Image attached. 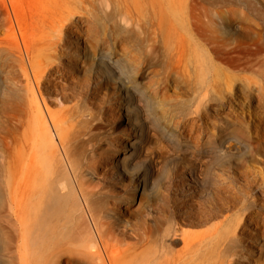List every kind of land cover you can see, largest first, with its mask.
Returning <instances> with one entry per match:
<instances>
[{
  "label": "rangeland",
  "instance_id": "1",
  "mask_svg": "<svg viewBox=\"0 0 264 264\" xmlns=\"http://www.w3.org/2000/svg\"><path fill=\"white\" fill-rule=\"evenodd\" d=\"M21 4L18 18L20 25H26L27 36H48L47 27L52 25L73 29L61 35L66 43L60 54L62 66L76 79L64 83L55 92H45L44 89L40 92L51 112L77 107L79 112L82 111L80 114H90L92 121L87 120L90 124L82 118L81 132L86 139L80 137L84 140L81 143L79 139L76 149L80 155L94 156L88 162H97L96 170L90 169L92 173L86 175L91 186L95 185L94 201L101 197L102 202L98 198L97 203H101L97 205H101L103 215L110 218L108 222L111 218L116 219L124 230V234L120 235V230L115 231L114 236L124 244L119 247L125 255H114L113 261L116 264H139L137 261L142 260L143 251L148 250L141 241L144 230H156V234L159 222L160 228L168 216L178 214L176 209L182 208L190 199L189 194L182 193L192 185L189 168L192 166L202 172L208 164L209 170L212 169L211 176L218 180H215L216 185L224 183L232 186L239 195L229 210L219 213V216L232 219L233 216L234 219L240 216L243 219L253 206L257 214L255 217L260 224L263 222L255 227V222L251 220L241 232L242 249L249 250L244 255H250L255 264L260 252L264 253V188H261L264 186V0H22ZM6 25L8 23L0 11V114L12 109L24 110L23 104L28 98L24 78H20L19 74L15 81L14 78H6L10 69L5 62L18 60L19 56V50L11 44L12 38ZM38 27H44L46 32H39ZM68 57H71L72 64H68ZM101 57L118 68L127 79V84L130 82L129 87L136 94L133 101L140 107L127 103L131 92L126 93L120 86L113 70L109 69L104 74L99 63ZM209 57L210 65L207 67L205 63L209 62ZM205 89L210 94L204 101L201 95ZM22 98L25 99L23 103ZM135 114L144 116L149 130L140 129V117L138 119ZM232 130L238 132H230ZM228 133H238L240 138L243 135L242 142L246 141V146L251 148H247L249 151L241 157L231 154V158L224 161L214 154L215 149L211 150L206 136H215L211 141L216 143L214 138L217 135L227 136ZM85 140L89 143L86 141L85 144ZM136 142L142 144V153L139 150L142 156L138 155L141 167L137 176L127 171L128 168L132 172V167H121L122 157L130 150L128 144ZM230 151L234 153V149ZM210 157L214 158V163ZM142 159L153 162L154 177L157 176L153 192L141 191L139 176L145 171ZM98 191L101 193L98 194ZM19 193L21 196L16 197V209L23 226L21 229L17 224L18 228L15 225L9 231V226L3 223L7 228L2 229L4 225L0 223V230H7L5 239L9 240L5 246L0 243V264H48L43 258L45 253L40 240L37 239L38 243L30 241L35 235L31 236L33 234L26 221L27 212H24L26 208L21 201L24 190H17L15 195ZM227 196L224 197L226 200ZM202 200L198 196L192 199L191 205H197L195 210ZM243 208L247 210L244 214ZM219 220L193 227L177 218L176 236L172 235L173 240L169 237L166 244H170L168 246L173 254H181L184 248L182 232L197 234L212 228ZM81 221L77 217L76 223L81 225ZM30 232L31 238L28 235ZM68 237L71 249L66 246L67 239L62 241L65 245L59 246L60 249L66 246L64 250L68 249V252L64 251L62 256L60 251L63 259H56L50 264H58L59 261V264H102L93 259L86 261L84 249L75 240L77 237ZM126 245L132 248L127 251L128 254L124 248ZM75 249L79 251L76 253ZM148 254H144L146 257L143 255L142 261L150 258ZM117 257L118 261L121 260L119 263L115 260Z\"/></svg>",
  "mask_w": 264,
  "mask_h": 264
},
{
  "label": "bare ground",
  "instance_id": "2",
  "mask_svg": "<svg viewBox=\"0 0 264 264\" xmlns=\"http://www.w3.org/2000/svg\"><path fill=\"white\" fill-rule=\"evenodd\" d=\"M1 1L3 5L0 6V11L4 15L5 21H7L8 23V25H6V28L9 36L12 38L11 44H14L15 47H17V49L19 50L18 60L16 59L14 61L5 62L6 66L10 69L7 71L9 77L6 78H10L11 80H13L14 78L15 81V78L18 74L20 78H24L27 84L26 98H28L26 101L27 103L25 102L26 104H23L24 110L12 109L10 111H7L6 113L0 114V223H4L9 226L11 228H9V231H12V229H14L15 225L17 224H19L20 228L23 226L22 220L19 218V216H17L16 209V206H18L16 197L21 196V193L15 195V192H17V190H19V192L20 190H24V194H22L23 199L21 201H23L22 205H24V207L26 208H24L26 211H23L27 212L25 213L27 216V220H25L28 221V224L26 223V221L25 223L28 225L33 234L31 235L30 232V234L28 235H35V237L32 238L30 236V241L32 242L36 241L35 243H38L39 241L37 242V239L40 240L39 244H41L43 248L42 251H44L45 253H43L45 255V257L43 258H45L44 260L46 261V263L50 264L52 262H55L56 259L59 260L60 258H62L60 253L63 252L62 256H64V248L68 245L67 241L68 239H70L68 236H74L77 237L75 240L84 249V251L81 249L80 253L82 251L84 252L87 257H85L86 261L87 259H93L94 261H99L102 264H113L114 255H118L124 252L120 250V247L123 243H121L118 239V241L115 239L116 236H114V232L120 230V235L124 234V230L119 227V225L117 224L118 221H116V219L113 218L114 220H112L111 218V222H108V219L110 218L106 217V214L103 215L104 212L102 211L101 205H97L102 202L101 197H98L101 200L100 203H97L98 198L97 200H95L96 203L94 201L95 185L94 187H92L93 185L91 186L89 180L86 179V175L92 173L90 172V169L96 170L97 162L96 164H93L95 163L93 162V160L92 163L89 164L90 160H92L91 158H93L94 156L90 158V156L88 155V158L87 155L81 153L83 152L81 149L80 153L82 155H80L79 151H77L76 149L80 137L83 136L84 139H86L85 134L81 132L82 118L85 119V123H88L89 121H92L91 119H89L90 114H80L82 111L79 112V109H76L77 107L62 109L59 112L55 113L51 112L47 109V106L45 105V99L40 92L41 89H44L45 92H55L57 88H62L64 83H69V81L76 79L68 71V69H65L62 66V54H60L64 51L63 47L64 43H66V40H64L61 35L66 30L73 31V29L70 26L65 27L61 25H52L47 27V33H49L48 36L40 35L39 38L27 36L26 27H24L26 25H20V19L18 18V11L22 6V0ZM30 28L32 29L33 27ZM38 28H40L39 32H46L44 27ZM213 29H215V27ZM209 33L211 34V32ZM74 39L76 41L78 40L76 38ZM25 58L27 60L26 62ZM106 59L107 58H99V63L104 70V74L109 69L113 70V74H116L118 76L117 80H119L120 86H123L126 93L128 91L131 92L129 96H127V103L130 106L133 105L134 107H140L139 104H135L136 101H133V97H136V94L133 89H131L132 87H129L130 82L127 84V79H125L124 76L117 70L118 68L116 69L112 65V63H110ZM210 59L211 58L209 57V59H207V61L209 60V62L207 64L205 63L207 67H209L210 65ZM70 62H72V59L71 57H68V64ZM223 81L226 82V80ZM213 82L215 83V80ZM220 87L221 86H219V88ZM215 92L217 91L215 90ZM257 92L260 91L257 90ZM209 94L210 91L208 89H205V91L201 95L202 99L204 100L209 97ZM258 97L259 96L257 95L256 98ZM24 100L25 99L22 100V103ZM18 105L20 104L18 103ZM199 106H201V103ZM42 107L44 108L45 112L43 111ZM134 110L136 111L137 109ZM139 115L140 114L135 117H137L138 119L140 117V129L145 131L148 128L144 123V116L142 117L141 115ZM91 129L92 128L90 127V130ZM233 130L230 132H235ZM84 132H87L86 129ZM134 132L135 130L133 131V133L131 132V134L133 135ZM205 132L206 131H204V133ZM236 132H238V130H236ZM88 133H90L89 130ZM237 134L235 135L233 133H228L227 136L217 135V138H214L216 139V143H212L211 141V139L213 140V137L215 136H211L212 138H210V134H207L206 137L208 139H206V141L210 140L209 147H211V150H216H214V154L216 153L217 156L226 161L231 158V154H234L236 157H241L243 156V154H245V152H247V150L249 151V149L247 148H251L246 146V141H244L245 143L242 142L241 138H243V135H241L242 137L240 138V136ZM88 136L90 138V134H88ZM124 136L125 135H123V137ZM82 139H80V142L84 140ZM140 140H138V142ZM86 141L87 140L84 141L85 144H87L88 142ZM138 142L128 144L130 150L126 153V156L123 155L125 157H122L121 160V167L124 169L127 167H132V172L128 168L127 171H129L130 174L135 173L136 176L138 175L139 168L141 167L140 161L138 162V155H140L139 150L141 148V145L143 144L141 141V145ZM89 145L90 144H88L87 146ZM84 146L86 147V145ZM230 149H234V153H232ZM141 151L142 150H140V152ZM91 153L89 154L91 155ZM212 159L211 161H213L212 163H214L215 160ZM144 160L142 165L145 168V171H143V174L139 176V180L141 182V191L144 192L150 190L153 192V190H155L157 181V176L154 177L155 174L153 172L154 165L151 160ZM207 166L208 168H205V170H203L202 172H198L192 166L191 168H189L188 174L190 177V183L192 185H190L188 189L186 188L187 190L182 191V193L184 192L183 194L185 195L189 194L190 199L187 203L184 204V206H182V208L176 209L178 214L174 213L171 216H168V218L165 219V222H162L163 225L161 224L160 228L159 222V225L157 226L158 231L156 234H154L156 230H153L154 232L144 230L141 241H143L145 244V247H143L149 250H144V254H148V252L150 253L151 259L145 258V260L147 259L146 262L148 264H254V261L250 258V255L249 257H246V255H244L245 253L247 254L249 250L246 252L244 248L242 249L243 246L241 232L242 230H244L243 228L246 227L247 223L251 220L255 222V227H259L263 224V222L262 224H260L261 222H259L257 217H255V215L257 214H255L252 208L253 206L249 208L247 214L243 219L242 217L240 219V216L236 217V219H234V216L233 219L225 216H219V213L229 210V207L232 206V202H234L235 198H239V195L237 191L233 190L232 186L225 185L224 183H218L219 185L217 186L215 183V180L217 178L213 179L214 177L211 176L212 172H210L212 171V169L209 170V165L207 164ZM85 172L87 174H85ZM123 172L125 173V171ZM212 179L214 181H212ZM245 180L247 181V179ZM249 187L250 183L248 182L247 188ZM97 188L95 189L97 190ZM261 188H264V186ZM100 193L101 192H99L98 194ZM225 195H229L226 197L228 200L224 198ZM196 196L203 198L197 210H195L196 203L195 205H191L192 199ZM246 211L247 210H244L243 214L244 212L246 213ZM77 217L83 221V223L81 221V225L76 223ZM177 218L193 227L202 226L203 224H206L213 220H220L218 222L216 221L212 228H209L208 230L199 232L197 234L182 232V242L184 244L183 252H179L181 254L175 255L173 254V252H171L172 249L171 247L169 248V243L166 244V240H168L169 237H171V239L173 240L172 235L175 234L176 236L177 229L175 228V226L178 222ZM77 221L80 223L79 220ZM211 223L213 224V222ZM6 225L1 226L2 229L3 227L7 228ZM2 229L0 230V243L5 246L9 242V240L6 241L5 239V232L7 230L4 231ZM26 238L29 237L26 236ZM65 239H67L66 246H63L64 248L60 249V247H62V244L65 245V243H62V241L64 242ZM77 242H75V244H77ZM35 243L33 244V248H35ZM262 243L261 245L264 247V239ZM30 245L29 247L32 250V245ZM124 248L126 249V253L127 251L130 252V249H132L129 247V245H126ZM66 251L68 252V249ZM78 251L79 250H77L76 253ZM145 251L148 252L145 253ZM262 252H264V249ZM140 253L141 252H139V254ZM144 254L142 253V256H140L142 257V260H144ZM260 254V257L262 256L263 258L261 259L263 260L261 262L260 257H258V260L257 258H255L254 260H257L255 264H264V253L260 252ZM123 255H125V253ZM80 257H82V255ZM140 257H138V259ZM144 257L146 256L144 255ZM115 260L118 261V257ZM142 260H138L137 263L140 264L141 262H144L145 264H147ZM119 261L117 263H119ZM93 263L96 264L95 262ZM114 264L116 263L114 262Z\"/></svg>",
  "mask_w": 264,
  "mask_h": 264
}]
</instances>
